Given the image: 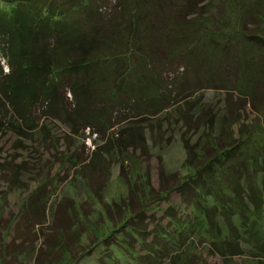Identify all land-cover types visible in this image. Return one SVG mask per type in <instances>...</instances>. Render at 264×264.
<instances>
[{"label": "trees", "instance_id": "obj_1", "mask_svg": "<svg viewBox=\"0 0 264 264\" xmlns=\"http://www.w3.org/2000/svg\"><path fill=\"white\" fill-rule=\"evenodd\" d=\"M201 1L0 0V131L25 137L34 130L38 138L48 137L46 122L60 120L75 140L85 138L86 131L95 138L101 130L113 135L117 125L132 122L115 115L117 110L123 115L131 112L130 102L143 105L139 109L151 117L166 114L169 108L163 105L168 103L174 115H181L185 167L193 174L180 181L177 174L166 175L161 168L160 191L180 192L200 221L195 223L199 219L194 217L193 222L181 224L171 244L161 235H154L157 243L148 241L141 224L147 219L143 209L149 207V199L144 195L147 199L140 208L131 186L121 203L103 202L110 176L105 152L100 156L97 148L89 156L66 158L65 164L69 160L103 204L110 225L103 238L106 244L116 243L121 235L127 245L123 253L130 260L134 256L133 264H160L162 258L163 264L165 259L167 264H207L204 258L192 259L193 250L202 246L196 237L210 242L206 255L223 258L225 264L247 253L256 264H264V0H220L223 8L216 20L208 11L214 4L198 9ZM181 64L196 77L197 93L208 89L205 85L224 90L216 112L203 103L202 96L195 100L192 88L184 87L181 81L187 76L175 90V82L162 78H170ZM160 90L164 93L157 95ZM64 94L70 100H64ZM247 108L255 119H242ZM193 127L194 133L202 134L196 141L186 138ZM132 130L127 125L122 128L117 136L125 132L127 136L106 153L116 158L118 149L121 153L120 148L127 152L130 147L148 153L145 137ZM210 135L214 141L204 142ZM213 143L219 148L215 154ZM9 165L0 164V181L19 184V173L11 172ZM65 203L59 204L55 216L56 226L62 227L59 232L73 228L65 227V218L75 213V205L70 198ZM48 204L36 192L26 204L25 216L40 215ZM31 223L24 218L22 225ZM5 249L0 262L20 264L23 253ZM42 253L40 248L37 264Z\"/></svg>", "mask_w": 264, "mask_h": 264}, {"label": "rangeland", "instance_id": "obj_2", "mask_svg": "<svg viewBox=\"0 0 264 264\" xmlns=\"http://www.w3.org/2000/svg\"><path fill=\"white\" fill-rule=\"evenodd\" d=\"M201 2L200 6L198 3V9L214 4V9L209 8L208 11L211 20H216V17H219V11L223 8L221 1L202 0ZM201 12L199 11V13ZM184 69L185 67L181 64V69L178 71L174 69V73L170 78L166 75H162V78L170 80L172 83L175 82L177 86L172 89L175 90L179 87L180 80L187 76L186 81H181V83L184 82V87L192 88L190 92H195V100L202 96L203 103L210 110L216 112L219 103L224 98V95L220 92L224 90L220 89L218 92L205 85L204 88L208 89L197 93V89L193 88L196 77L190 72H185ZM165 71L168 72V69L165 68ZM155 91L157 90L155 89ZM162 92L160 90L156 94L160 95ZM147 95L151 94L148 92ZM61 96L64 100H70L68 94ZM130 103L128 110H131V112L123 115L118 113L122 110H117L115 115L118 120L131 119L132 122L128 124L123 122L117 125L113 135L104 134L105 132L101 130L98 138H95L90 132L86 131L85 138L75 140L70 133L68 134L64 122L60 120L46 122V130L49 132L48 137L43 135L38 138V133H33L34 130L28 131L25 137L16 136L5 129L0 131V164H11L9 165L12 169L11 172L19 173V184L13 185L11 183L7 185L5 181H0V253H2L0 258L6 255L5 248L9 246L16 253H23V257L19 259L20 264H37L36 260L40 248H43L45 253L40 256L39 264H113L117 261L119 263L115 264H131L134 256L131 255L130 260L129 257L124 255L123 252L127 245L121 235L116 239L117 244L115 242H110L109 245L106 244L107 239L103 238L110 230V225L103 204L92 194L88 181L83 177L81 178L77 171L71 167L69 160L65 164L67 155L82 154L86 156L88 154L89 156L97 148L101 149H99L100 156L105 152V161L110 167V176L103 191V202L111 205L121 203L123 199L128 198L130 186L137 195L140 208H143L142 206H144L147 199L144 195L148 197L149 207L143 209V214L147 219L141 225L146 228L145 231L149 234V242L153 240L157 243L154 235H161L160 238L166 244H171V239L177 236V232L181 231V224L193 222L194 217L199 219L195 223L200 221L199 215L193 208L185 205V199L180 192L174 191V193L165 195L160 191L163 188L160 175L161 168L164 169L166 175L177 174L180 181L181 177L186 178L188 175L193 174L192 170L185 167L186 152L181 141V124L184 123H181V115H174V111H170L172 108L170 109L171 104L169 105V103L163 105L166 109L169 108L167 113H162L158 117H151L150 112L142 111L141 109H144L143 105ZM248 109L242 112V119H255L252 114L248 115ZM38 117L39 114H37ZM118 120H115L114 123H117ZM145 120L150 121L146 122ZM126 125L129 130L133 129L132 132L135 135L142 134L145 137L148 153L143 154L140 151H134L131 147L130 150L125 152L126 148H120L122 152L120 153L118 149L117 157L112 158L111 154L106 152L111 145L118 144L121 137L125 138L127 136V132L123 136H117ZM194 128L186 135V138H195L196 141L202 134L194 133ZM146 131L149 134L145 136ZM195 135L196 137H194ZM206 137L207 135L203 136L204 139ZM112 138L116 141H113ZM211 139L214 141L213 135H210L204 142ZM141 142L144 144L143 141ZM213 147H216L214 143ZM218 150L219 148H215L212 153L215 154ZM12 174H8V177L12 178ZM88 174L89 171L86 173L87 177H89ZM168 184L171 187L172 180ZM164 186H167V183H164ZM36 192L38 195L42 194L43 199L45 201L47 199L49 204L40 215L34 214L27 217L29 214L25 216L26 211H28L26 208L28 205L26 204L30 203ZM150 192L154 193L150 194ZM69 198L74 202L76 214L74 212L68 213L65 218L67 222L65 227L73 225V228H67L65 231L59 232L55 217L58 211L57 207L60 203L66 204V199ZM207 205L209 204L207 203ZM24 218L30 223L32 222L31 225H22ZM169 220L176 227L171 226ZM262 224V232L264 233V223ZM198 226L201 227L200 224ZM122 230L124 228L119 232ZM125 232L131 233L132 231L126 230ZM195 239L202 246L200 249L193 250V260L200 261L204 258L207 264H225L226 260L223 258L218 259L206 255L205 252H208V244L210 243L208 240L198 239V237ZM121 243L123 249L120 248ZM137 244L136 246L139 248L140 242ZM197 246H199L198 243ZM244 246L249 249L247 244ZM203 247L204 249H202ZM139 253L144 254L142 251H139ZM230 260L233 264H256V260L248 253L232 257ZM163 261L164 258L158 262L163 264ZM13 262L16 263V261ZM0 264L2 263L0 262ZM164 264H167L166 259Z\"/></svg>", "mask_w": 264, "mask_h": 264}]
</instances>
